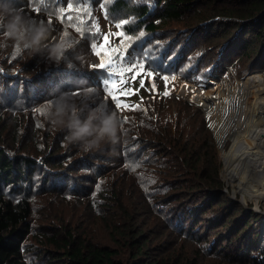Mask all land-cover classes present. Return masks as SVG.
<instances>
[{
  "label": "rangeland",
  "instance_id": "rangeland-1",
  "mask_svg": "<svg viewBox=\"0 0 264 264\" xmlns=\"http://www.w3.org/2000/svg\"><path fill=\"white\" fill-rule=\"evenodd\" d=\"M114 1L95 0L91 8L92 17L95 18V23L102 33L121 31L123 29L115 28V23L126 21L125 34L132 37V42L139 41L136 44L135 55L146 57V70L153 72L152 77L144 78L146 87L150 89L151 84L156 85L154 92L140 89L137 95L128 98L129 103L140 104L143 97L139 110L115 108L114 102L103 91V81L108 78V73L94 67L99 63L100 58L91 50L93 37L82 39L75 31V25L60 23V10L67 8L65 0H15L18 7L37 21L42 19L44 24H48L47 21L52 20V26L48 24L51 31L46 43L59 39L71 46L59 64L49 61L43 53L30 54L26 49L11 53L15 55L20 53V62H34L38 65L30 70L22 68L21 72V67L8 66L6 63V69L12 76L21 73L35 80L41 75H50V73L55 75L52 78H41L38 83L39 88H32V92L37 90L39 98L44 91L49 90L46 101L41 100L46 98L43 97L33 105L34 107L31 106V109H36L34 112L37 113L34 127L39 128L40 133L46 127L49 136L47 139L34 141L31 150H28L27 144L22 146L20 137L18 139L12 137L11 127L16 110L0 107V115L2 114L1 117L4 118L0 122V128L4 127V123L9 126L3 129V144L0 143V146L12 154L15 151L22 154L28 152L36 157L35 161L39 164L30 176L33 186L29 196L33 203L34 223L38 224L41 221L47 229H50V226L58 229L66 224L68 228L74 229L75 234L85 235L88 241L100 245H114L109 229L103 221V216L110 214V208L107 206H111L105 196L112 186L121 181H126L130 187L129 178L133 171L124 168L121 170L120 167H134L133 161H137L140 165L138 173L141 182L143 181L141 175L144 174L142 168L146 164L153 163L154 159L149 154L153 151H150L151 147L146 149L149 138L146 129L148 121L145 118L150 114L154 117L159 114L164 122L171 124L173 130L179 124L180 130L185 129L188 133L191 130L192 120L199 115L213 134L221 160L219 175L223 185L220 191L226 192L229 202L220 204L221 209L218 204V206L211 204L206 210L204 208L207 205L205 202L207 198H204L197 203L189 204L185 210H180L179 207L184 206L178 202L172 204L175 206L173 208L160 210L158 202L155 201L157 207L153 214L158 220L157 230L161 233L166 248L186 256L195 254L199 264H264L262 240L264 201H259L257 205L253 199L242 200L241 192H234L239 181L227 180L223 172V155L230 148L233 130L241 124L244 128V123L240 120L239 105L242 103L239 104L232 93L237 82L245 79L255 78L264 88V55L258 57L255 44L252 45L254 49L250 56L237 54L238 45L235 47L233 45V50L227 51L231 48L227 49L226 44L235 43L240 31L239 28L235 29L232 23L218 32L215 30L209 32V25L213 21H237L236 18L215 15V10L230 8L232 0H200L192 8L194 12L191 10L183 13L179 19L166 23H162L158 17L160 6L156 0H148V2L124 0L126 3L124 8L111 10ZM141 5H147V13L142 17L138 16V11L135 9ZM75 7L77 2L73 0V8ZM70 14L75 16V12ZM83 18L87 23L81 27L87 32L92 19L86 15ZM144 18L147 21L154 20L160 26L154 31H149L144 28L145 24L140 22ZM53 28H58L59 31H54ZM141 32L144 33L143 38L140 37ZM212 33L216 36L206 41L205 37ZM111 40L115 45L120 42L115 37ZM94 42L99 45L103 41L101 38H96ZM11 47L14 48L15 45L9 41L5 49L9 50ZM6 53L0 48V57ZM76 55L80 59L75 60ZM235 57L237 60L233 66L230 60ZM37 70L41 73L34 77L32 74H37ZM56 75H59V78ZM164 76L169 78L167 84L162 78ZM76 80H86L91 94L85 96L83 89L74 88L73 81ZM92 83L94 84L90 85ZM214 86L221 89L222 93L219 97L213 95ZM133 87L138 88V82L134 83ZM58 89L69 91L78 104L87 103L95 106L94 103H98L99 107L103 106L104 109L116 113L119 117L116 142H122L123 147L127 148L122 147L121 151H115L116 149L113 148L115 142L105 144L101 150L83 152L78 144L69 142L66 130L49 118V107L54 103V93ZM165 91H170L171 94L165 97L163 96ZM74 92H81V95H73ZM225 96H227L226 100H224ZM121 99L125 98L121 97ZM202 104L208 105L209 108L205 109ZM31 115V112L24 111L18 114V117L25 121L27 118L28 124ZM21 135H25L24 130L21 131ZM13 141H16V149L10 144ZM55 142H57L56 148ZM131 143H134L132 144L134 147L129 151L127 145ZM69 148L71 152H67ZM50 149L64 155L61 160L62 166L56 168L46 161L44 156L52 151ZM239 152L240 150L238 154ZM152 156L157 159L160 157L157 154ZM164 165L159 164L158 167L163 170ZM224 211H230V214L226 217ZM245 218L250 219L248 226L238 233ZM219 223L221 225L216 226ZM182 227L190 232L182 230ZM26 243V246L30 247L26 254L28 263L44 264V259L40 255L43 248L37 235L33 234ZM252 243L255 245L253 251L250 249ZM236 251L239 254H235ZM247 253L256 256L257 262L252 263L251 256Z\"/></svg>",
  "mask_w": 264,
  "mask_h": 264
},
{
  "label": "trees",
  "instance_id": "trees-1",
  "mask_svg": "<svg viewBox=\"0 0 264 264\" xmlns=\"http://www.w3.org/2000/svg\"><path fill=\"white\" fill-rule=\"evenodd\" d=\"M199 1L156 0L160 6L158 17L162 23L179 19L183 13L191 12ZM125 6L124 0H115L111 10L116 8L121 10ZM135 9L140 17L147 13V5ZM261 12L262 14L258 16ZM215 13L237 19V21H213L209 25V32L214 30L218 32L230 23L235 25V29H240L237 41L226 44L227 49L231 48L227 51L233 50V45V47L238 45L237 54L250 56L254 49L252 45L255 44L258 57L264 55V0H232L230 8L215 10ZM140 22L145 24L144 28L149 31H154L160 26L154 20L147 21L146 18L141 19ZM214 36L216 35L212 33L205 37V40L210 41ZM2 49L7 53L0 57V68L3 69L0 72V107L16 110L11 127L12 137L15 139L20 137L22 146L27 144L28 150H31L34 141L47 139L49 136L46 127L42 133L39 128L34 127L37 113L34 112L36 109H31V106L34 107L33 105L41 98L46 97L41 100H47L49 90L44 91L39 98L37 90L32 92V88H39L38 83L41 78H52L55 75L53 73L41 75L35 80L21 73L12 76L6 69V63L8 66L21 67V72L22 68L30 70L38 63L20 62V53L12 54V47L10 51L5 47ZM236 60L237 57L231 59L230 63L234 66ZM37 72L32 75L36 77L41 73L38 70ZM56 76L59 78V75ZM24 111L32 113L28 124L27 118L25 121L18 117V114ZM1 116L2 114L0 122L4 119ZM145 120L148 121L146 129L149 138L146 149L150 147L153 149H150L153 152L149 153L154 159L153 163L146 164L142 168L143 181L140 182L139 165L135 167L129 178L130 187L126 181H121L112 186L105 196L111 206H107L110 208V214L103 216V221L109 229L114 245H100L88 241L85 235L75 234L74 229L68 228L66 224L58 229H55V226L47 229L41 221L38 224L34 223L33 203L29 195L33 186L30 176L39 166L35 161L36 157L28 152L22 154L15 151L12 154L0 146V264H29L26 254L30 247L26 246V242L33 234L37 235L43 248L40 255L44 259V264H199L195 254L194 257L186 256L165 247L164 239L157 230L158 220L153 211L157 207L155 201L158 202L160 210L173 208L175 206L172 204L176 202L184 206L179 207L180 210H185L189 204L197 203L204 198H207L205 199L207 205L204 208L206 210L211 204H218L221 209L220 204L229 202L226 192L220 191L223 185L219 175L221 160L213 134L199 115L192 120L191 130L188 133L185 129L180 130L179 124L173 130L171 124L164 122L159 114L155 117L150 114ZM6 127L9 126L4 123V127L0 128L2 144L3 129ZM23 130L25 135H21ZM10 144L16 149V141ZM132 144L134 143L127 145L129 151L134 147ZM49 147L50 145L47 146V151ZM56 147L57 142H55ZM122 147V142H116L113 148L116 149L115 151L127 148ZM67 152H71V149L69 148ZM156 154L160 156L159 159L152 156ZM44 158L58 168L62 166L61 160L64 155L56 153L53 149ZM159 164H165L163 170L158 167ZM122 168L129 170L130 166L120 167L121 170ZM101 176L105 178L104 175ZM223 214L227 217L230 211H224ZM243 220L244 223L239 227L238 233L248 226L250 219ZM220 225V223L216 224V226ZM182 230L190 232L184 227ZM250 249L252 251L255 249L254 243ZM238 251L235 254H239ZM250 256L251 262L256 263L257 257Z\"/></svg>",
  "mask_w": 264,
  "mask_h": 264
},
{
  "label": "clouds",
  "instance_id": "clouds-1",
  "mask_svg": "<svg viewBox=\"0 0 264 264\" xmlns=\"http://www.w3.org/2000/svg\"><path fill=\"white\" fill-rule=\"evenodd\" d=\"M50 26L30 17L17 6L15 0H0V48L11 41L16 50H28L30 54L43 53L46 58L59 64L70 45L57 39L48 41ZM80 59L78 55L75 60ZM73 87L83 89L88 96L91 89L86 80L73 81ZM78 104L69 91L56 90L54 103L49 107V118L67 132V140L78 144L84 151L101 150L107 143L118 139L119 117L116 113L101 109L98 103Z\"/></svg>",
  "mask_w": 264,
  "mask_h": 264
},
{
  "label": "snow or ice",
  "instance_id": "snow-or-ice-1",
  "mask_svg": "<svg viewBox=\"0 0 264 264\" xmlns=\"http://www.w3.org/2000/svg\"><path fill=\"white\" fill-rule=\"evenodd\" d=\"M76 2L77 7L73 8V0H65L67 8H62L60 10V23L75 25V31L80 34L82 39H87L89 36L93 37L91 50L100 58L99 63L94 67L100 70H105L108 73V78L103 81L102 89L107 96L111 98V101L114 102L115 108L139 110L143 102V97H141L140 104H131L128 102V98L137 95L140 89L152 92L156 89L155 83L151 84L150 89L146 87L144 78L152 77L153 72L146 70V57L135 55L137 51L136 44L139 43V41L134 43L132 42V37L125 34L127 22L124 20L115 23V28L123 30L102 33L95 23V18L92 17L91 8L94 6L95 0H76ZM145 2H148V0H145ZM36 11H39V9H36ZM72 12H75V16L70 14ZM84 15L92 19V23L88 25L87 32L81 27V25L87 23L83 18ZM39 22L43 23L44 21L41 19ZM47 23L52 26L53 22L49 19ZM53 30L59 31L58 28H53ZM143 36L144 33L141 32L140 37L143 38ZM112 37L119 39L120 42L118 45L112 43ZM96 38H101L103 42L97 45V43L94 42ZM2 71L3 69L0 68V72ZM162 78L165 80L166 84L169 82L167 76ZM172 80H175L174 76L172 77ZM136 82L139 84L138 88L133 87V84ZM170 94V91H165L163 96L167 97ZM73 95L80 96L81 92H74ZM121 97H124L125 99H121ZM100 108L104 109L103 106ZM133 164L135 166L131 167L129 170L134 171L135 167H139V163L133 161Z\"/></svg>",
  "mask_w": 264,
  "mask_h": 264
},
{
  "label": "bare ground",
  "instance_id": "bare-ground-1",
  "mask_svg": "<svg viewBox=\"0 0 264 264\" xmlns=\"http://www.w3.org/2000/svg\"><path fill=\"white\" fill-rule=\"evenodd\" d=\"M213 90L214 96L222 93L219 87L214 86ZM232 96L242 103L240 120L244 128L241 124L233 130L232 143L223 155V172L227 180L239 181L234 192L240 191L242 200L253 199L258 205L264 201V88L255 78L245 79L237 82ZM201 106L209 108L206 104Z\"/></svg>",
  "mask_w": 264,
  "mask_h": 264
},
{
  "label": "water",
  "instance_id": "water-1",
  "mask_svg": "<svg viewBox=\"0 0 264 264\" xmlns=\"http://www.w3.org/2000/svg\"><path fill=\"white\" fill-rule=\"evenodd\" d=\"M261 14H262V12L258 16H260Z\"/></svg>",
  "mask_w": 264,
  "mask_h": 264
},
{
  "label": "built area",
  "instance_id": "built-area-1",
  "mask_svg": "<svg viewBox=\"0 0 264 264\" xmlns=\"http://www.w3.org/2000/svg\"><path fill=\"white\" fill-rule=\"evenodd\" d=\"M209 82V81H208Z\"/></svg>",
  "mask_w": 264,
  "mask_h": 264
}]
</instances>
